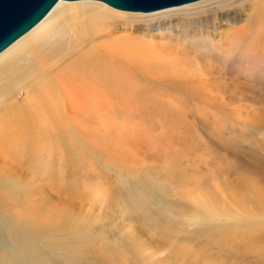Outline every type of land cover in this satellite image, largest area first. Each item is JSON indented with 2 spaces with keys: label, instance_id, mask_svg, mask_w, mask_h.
Returning <instances> with one entry per match:
<instances>
[{
  "label": "rangeland",
  "instance_id": "rangeland-1",
  "mask_svg": "<svg viewBox=\"0 0 264 264\" xmlns=\"http://www.w3.org/2000/svg\"><path fill=\"white\" fill-rule=\"evenodd\" d=\"M230 4L214 24L209 14L172 29L214 90L133 69L88 121L45 131L26 112L40 73L0 95V264H264V27L225 54L221 34L246 22L247 7ZM144 23L116 18L112 29L167 43L163 28L136 31ZM37 46L20 65L49 45Z\"/></svg>",
  "mask_w": 264,
  "mask_h": 264
},
{
  "label": "bare ground",
  "instance_id": "bare-ground-1",
  "mask_svg": "<svg viewBox=\"0 0 264 264\" xmlns=\"http://www.w3.org/2000/svg\"><path fill=\"white\" fill-rule=\"evenodd\" d=\"M230 3L239 4L237 6L241 7V10L247 7L243 13L246 22L241 30L235 28L227 34H221L226 41L225 54L239 48L238 37L251 33V29L260 24L264 27V2L197 0L142 12L119 9L101 0H59L36 25L0 52V95H8L20 82L30 80L35 74L40 73L42 82L37 81L39 85L34 90L32 104L30 101V109L26 112L28 122L42 127L45 131V128L52 130L70 121L75 125L88 121L90 112L110 105L114 94L129 87L128 82L133 69L137 76L142 75L157 82L169 81L175 84L173 79L179 78L174 80L190 84L198 92L214 90L202 71L188 68L186 57L190 55L191 49L188 51L190 45L182 48L171 43L174 38L179 41L184 36L182 33L173 35L172 29L178 27L186 30L189 24H193L190 19L196 18L202 22L210 20L213 14L214 24L218 11L230 7ZM122 17L150 22L136 28L138 32L149 33L153 26L163 28L169 40L163 44L153 41H147L142 45L133 44L129 37L124 35L126 33L118 35L117 31L112 29V21ZM175 18L179 20V26L173 24ZM202 30L206 31L205 28ZM194 31L192 28L190 32ZM203 31H199L200 35L205 33ZM196 37L192 38L195 40ZM54 38H60L62 41L48 43ZM31 42L38 45L37 47L49 46L40 51L38 57L32 56L33 60L30 63L20 65L24 52ZM257 47L264 53V41ZM28 54H31L29 49ZM182 82L176 83L178 85L174 87L180 86ZM190 89L187 88L189 93H185L186 95L192 93ZM83 112H88L86 117H83ZM36 125L34 127H37ZM205 207L209 214L213 213L209 206Z\"/></svg>",
  "mask_w": 264,
  "mask_h": 264
},
{
  "label": "water",
  "instance_id": "water-1",
  "mask_svg": "<svg viewBox=\"0 0 264 264\" xmlns=\"http://www.w3.org/2000/svg\"><path fill=\"white\" fill-rule=\"evenodd\" d=\"M59 0H0V52L36 25ZM113 7L149 12L197 0H101Z\"/></svg>",
  "mask_w": 264,
  "mask_h": 264
}]
</instances>
